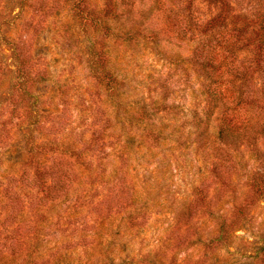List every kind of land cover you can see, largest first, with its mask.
I'll list each match as a JSON object with an SVG mask.
<instances>
[{
    "label": "trees",
    "instance_id": "trees-1",
    "mask_svg": "<svg viewBox=\"0 0 264 264\" xmlns=\"http://www.w3.org/2000/svg\"><path fill=\"white\" fill-rule=\"evenodd\" d=\"M185 3L182 22L180 9L164 10L162 32L192 45L182 59L203 102L171 133L168 88L159 100L129 101L114 64L119 39L160 32L136 16V0H17L29 17L9 19L0 5V48L15 68L5 87L0 54V264H215L251 226L264 202V0ZM63 10L89 79L84 92L57 86L32 46L41 23ZM47 87L55 92L44 95ZM73 117L82 119L78 132ZM179 145L200 162L183 194L167 184ZM139 150L151 159L130 161ZM155 217L168 225L146 248ZM259 240L251 264H264V227ZM189 250L198 251L179 260Z\"/></svg>",
    "mask_w": 264,
    "mask_h": 264
},
{
    "label": "rangeland",
    "instance_id": "rangeland-1",
    "mask_svg": "<svg viewBox=\"0 0 264 264\" xmlns=\"http://www.w3.org/2000/svg\"><path fill=\"white\" fill-rule=\"evenodd\" d=\"M154 1L136 0V9L140 10L136 16L144 17L147 25L160 32L152 39L151 37L137 38V40L125 43L119 39L113 44L116 50L114 64L123 81V96L127 100L143 98L148 101V97L158 100L164 95L167 97L171 113L164 118V121L168 123L166 132L171 133L170 131H180L183 128L182 121L189 118L192 111L200 108L203 98L199 78L182 59L190 54L192 45L184 39H178L175 32L168 34L162 32L167 19L164 10L176 11L180 9L177 14L179 21L182 22L184 16L181 6L185 0H160L161 3L159 1L158 4H164V7L155 5ZM200 1L195 0V3L198 4L197 8L200 7ZM0 2V5L5 6L4 15L6 18L21 14V9L16 4L17 0H0ZM151 7L154 8L152 11ZM29 14V9L27 11L25 6L21 15L29 17ZM194 14L196 16L198 11L194 10ZM36 21L37 19L33 22ZM21 23V21L15 23L17 33L21 32ZM41 30L43 32L38 42L32 46L42 55L44 61L50 64L57 86L61 84L62 80H66L67 84L65 85L67 88L70 87V94L76 91H86L89 88V79L83 68V63L80 61L81 55L76 53V40L72 36L73 27L66 10L61 11L55 18L45 19L41 23ZM0 54L5 69V87H8L14 80L15 68L9 57L10 51L6 46L0 48ZM164 87L168 89L167 93L163 95ZM54 92L50 87L44 89V95H51ZM86 114L87 112L84 111L83 116ZM81 121L82 119L77 117H73L71 120V125L77 132L83 126L80 125ZM83 121L87 123L89 119L83 117ZM118 144L116 149L120 148ZM137 146L135 145V147ZM174 146V144L169 145V147ZM178 148V150H174L170 159L171 163L169 162L170 176L167 184H171L173 190L183 194L187 192L190 183L200 170V162L194 154L185 152L182 145H179ZM123 157L127 158L126 155ZM150 159L149 154L144 155L140 150L130 157V161L137 163H143ZM232 179L236 188L240 187L241 182L244 181L243 179L238 180L235 176H232ZM250 223L251 226L235 234L230 247L216 253L218 260L215 264L253 263V259L250 257L254 255L260 245L259 234L264 227V202L255 209L254 217ZM167 225L168 220L155 217L143 236L144 246L146 248L154 246L160 231ZM197 251L184 252L180 255L179 260H183Z\"/></svg>",
    "mask_w": 264,
    "mask_h": 264
}]
</instances>
